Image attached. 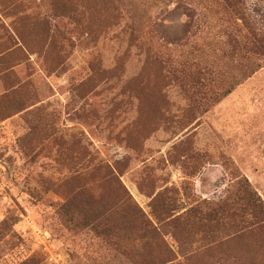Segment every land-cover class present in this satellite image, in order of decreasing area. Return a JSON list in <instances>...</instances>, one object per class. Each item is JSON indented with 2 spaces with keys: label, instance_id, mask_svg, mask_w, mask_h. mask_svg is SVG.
<instances>
[{
  "label": "rangeland",
  "instance_id": "374dc122",
  "mask_svg": "<svg viewBox=\"0 0 264 264\" xmlns=\"http://www.w3.org/2000/svg\"><path fill=\"white\" fill-rule=\"evenodd\" d=\"M232 19L0 0V264H264V208L207 218L239 183L264 207V56Z\"/></svg>",
  "mask_w": 264,
  "mask_h": 264
},
{
  "label": "trees",
  "instance_id": "16d2710c",
  "mask_svg": "<svg viewBox=\"0 0 264 264\" xmlns=\"http://www.w3.org/2000/svg\"><path fill=\"white\" fill-rule=\"evenodd\" d=\"M222 4L225 11L232 14V20H229V24H231L232 27L235 28L238 32L235 34H230L228 36V43L231 45H234L235 47H240L244 45V47H248L251 49H257V51L260 53V55L264 56V32L258 29V26L255 24L254 21H251L250 18H248L245 13L243 12L245 9V0H217ZM241 28H245L246 32L243 34L241 31ZM195 36V35H194ZM193 36V37H194ZM194 42V41H193ZM230 94L228 91L225 95ZM239 187L237 190H235V194L233 196L234 199L229 198L222 206H217L216 209L212 210L210 213V216H207L208 219H213L214 221L218 222L221 220H226L228 214L235 217L237 215H245L248 211L250 214L253 215V217L258 218L260 215V209L264 208L262 206L261 201H257L255 199V193L253 191L245 186H241L240 183L238 185ZM237 198V199H236ZM233 202L231 206H239V209L234 211L228 210V201ZM237 203H240L239 205ZM220 215H223L221 218H219ZM240 217V216H238ZM237 217V218H238ZM231 218V217H230ZM235 219V218H234ZM236 220V219H235ZM223 223V222H222ZM262 226H264V217H262ZM225 224V223H224ZM227 231L231 230L230 227L226 228ZM225 229V230H226Z\"/></svg>",
  "mask_w": 264,
  "mask_h": 264
},
{
  "label": "crops",
  "instance_id": "0c3cea01",
  "mask_svg": "<svg viewBox=\"0 0 264 264\" xmlns=\"http://www.w3.org/2000/svg\"><path fill=\"white\" fill-rule=\"evenodd\" d=\"M264 229V228H263Z\"/></svg>",
  "mask_w": 264,
  "mask_h": 264
}]
</instances>
